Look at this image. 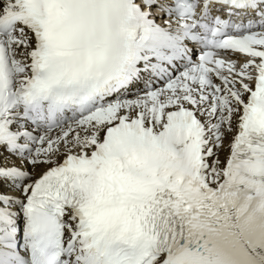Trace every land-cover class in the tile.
Here are the masks:
<instances>
[{
  "label": "snow or ice",
  "instance_id": "6c2138e0",
  "mask_svg": "<svg viewBox=\"0 0 264 264\" xmlns=\"http://www.w3.org/2000/svg\"><path fill=\"white\" fill-rule=\"evenodd\" d=\"M0 264H264V0H0Z\"/></svg>",
  "mask_w": 264,
  "mask_h": 264
}]
</instances>
